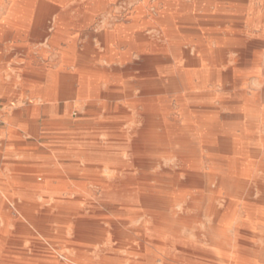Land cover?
<instances>
[{"label":"bare ground","instance_id":"obj_1","mask_svg":"<svg viewBox=\"0 0 264 264\" xmlns=\"http://www.w3.org/2000/svg\"><path fill=\"white\" fill-rule=\"evenodd\" d=\"M8 1L13 19L36 7L34 22L38 26H45L46 15L54 8L35 0ZM112 1L89 0L79 13L92 18ZM218 1L245 12L231 21L230 40L219 32L194 28L185 35L189 41L183 43L174 35L175 24L167 20V12L175 3L156 0L155 9L158 4L165 8L163 14L157 13L156 20L168 28L164 31L166 45H161L145 34L147 24L140 23L139 16L150 3L143 0L133 12L132 29L136 30L130 34L123 27L118 30L126 36L129 49L140 56L123 69L111 68V73L120 75L115 90L100 91L98 79L107 72L104 68L87 67L82 75L52 78L68 124L73 100L95 97L121 104L111 121L98 124L88 138L66 126L58 156L64 164L62 170L54 167L49 183L34 187L52 199L57 211L42 213L34 202L16 203L24 218L35 227L44 223L47 233L50 224H61L57 237L69 230L75 241H85L93 232L102 239L108 230L101 227L102 221L92 219V213L80 208L81 204L86 207L91 203L84 193L67 191L64 174L70 178L88 177L100 183V199L144 218L141 229L130 232L122 230L126 221L109 222L112 235L120 243L140 240L165 247L173 242L188 259L186 264H264V235L258 233L259 228L264 229V88L256 104L245 93L234 91L233 70L222 71L231 50L245 60L253 47L262 44L255 41L238 46L235 37L243 21L256 25L264 21V0ZM110 34L104 30L95 37L103 43ZM132 75L134 78L129 80ZM210 86H219L220 90ZM222 109L227 112L222 113ZM129 122L131 125L124 129ZM6 209L0 200V264H28L2 256L3 242L19 245L17 237L13 240L9 236L11 212ZM23 225L16 224V231L25 230ZM185 233L195 239H184ZM202 236L207 240L204 248L198 242ZM34 245L43 250L45 257L37 264L61 263L58 252H50L39 241ZM158 260L131 258L129 263L155 264ZM159 261L177 263L174 258ZM105 262L103 259L102 264Z\"/></svg>","mask_w":264,"mask_h":264},{"label":"rangeland","instance_id":"obj_2","mask_svg":"<svg viewBox=\"0 0 264 264\" xmlns=\"http://www.w3.org/2000/svg\"><path fill=\"white\" fill-rule=\"evenodd\" d=\"M164 1L175 3L167 12L170 16L167 20L175 24L174 35L183 43L189 41L185 35L194 28L207 33L219 32L224 39L230 40L233 38L229 30L231 21L245 14L218 0ZM35 2L54 7L49 16L46 15L45 26L35 25L36 7H31L27 13L17 14L13 19L9 12V1L0 0V75H8L9 79L0 83V200L6 204L5 211L11 212L9 236L13 240L18 239L16 241L19 243L16 246L3 242L2 256L8 261L23 260L28 264L43 262V250L34 245L35 241H39L45 249L60 254L59 264H102L103 259L105 264H130L131 258L152 257L157 260L174 258L177 262L174 264H186L188 259L176 250L173 242L165 247L140 240L120 243L112 235L109 222L126 221L122 230L130 232L140 230L145 224L144 218L100 199V183L88 177L70 178L64 174L65 183L69 186L67 191H80L91 203L86 207L81 204L80 208L92 213V219L102 221L101 227L108 230L102 239L97 232H93L87 235L85 241H75L69 230L65 231L63 237H57L61 224H50V232L47 233L44 230L47 226L43 222L41 226L35 227L17 209L16 203L30 201L38 206L39 212L57 211L52 206V199L34 187L47 185L54 167L62 170L64 164L58 156L62 151L61 139L66 126L70 125L75 133L88 138L98 124L111 121L112 113L121 104L118 100H100L95 97L73 100L70 106L71 123L68 124L64 120V103L59 99L58 87L52 78L63 74L82 75L83 68L87 67L104 68L107 72L102 79H98L101 81L99 89L102 92L115 90L120 85V75L111 73V68L123 69L125 64L137 62L140 56L138 51L129 49L125 43L126 36L119 32V28L123 27L127 34L136 30L132 29L135 22L133 12L143 4V0H114L92 18H84L79 13V8L83 9L89 0ZM155 3L156 0H150L144 6L139 16L140 23L147 24L145 34L151 40L166 45L164 31L168 28L156 20L157 13L163 14L165 8L163 4H158L155 9ZM243 22L235 37L237 45L255 41H261L262 44L253 47L245 60H241L238 52L231 50L222 71L233 70L236 82L234 91L245 93L259 104V94L264 88V21L259 25ZM104 30L112 34L107 42L102 43L95 35ZM2 34L6 35L5 38ZM133 78L134 75L128 77L129 80ZM209 88L220 90L219 86ZM173 110H176L175 106ZM221 112L226 113L227 110L222 109ZM130 125V122L125 123L123 128ZM261 132L264 133V126ZM239 216L243 217L242 211ZM19 223H25V230L16 231V224ZM258 233L263 236L264 229L259 228ZM182 237L195 239L188 233ZM206 241V237L202 236V241L198 242L204 248ZM159 260L155 264H161Z\"/></svg>","mask_w":264,"mask_h":264},{"label":"crops","instance_id":"obj_3","mask_svg":"<svg viewBox=\"0 0 264 264\" xmlns=\"http://www.w3.org/2000/svg\"><path fill=\"white\" fill-rule=\"evenodd\" d=\"M8 75H5V76H2V75H0V83L2 82V81H5V82H7L9 79H8V77H7ZM16 172V171H15ZM18 172V171H17ZM7 173H9V172H7ZM19 173V172H18Z\"/></svg>","mask_w":264,"mask_h":264}]
</instances>
